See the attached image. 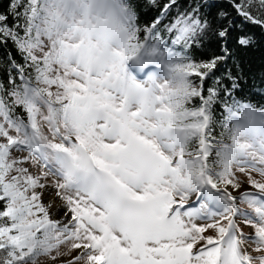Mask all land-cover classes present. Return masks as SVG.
I'll use <instances>...</instances> for the list:
<instances>
[{
  "label": "snow or ice",
  "instance_id": "1",
  "mask_svg": "<svg viewBox=\"0 0 264 264\" xmlns=\"http://www.w3.org/2000/svg\"><path fill=\"white\" fill-rule=\"evenodd\" d=\"M253 25L264 0H0V264H264Z\"/></svg>",
  "mask_w": 264,
  "mask_h": 264
},
{
  "label": "trees",
  "instance_id": "2",
  "mask_svg": "<svg viewBox=\"0 0 264 264\" xmlns=\"http://www.w3.org/2000/svg\"><path fill=\"white\" fill-rule=\"evenodd\" d=\"M221 2H226V0H221ZM254 33L257 36L264 35L257 26H251ZM245 65L248 70L253 74L255 83L259 85V76L264 74V50H253L242 54ZM261 89H257L258 94L255 97L254 102L264 103V95L259 94Z\"/></svg>",
  "mask_w": 264,
  "mask_h": 264
}]
</instances>
